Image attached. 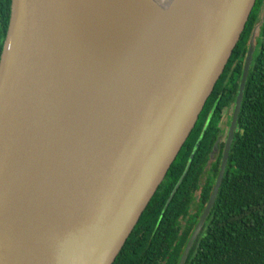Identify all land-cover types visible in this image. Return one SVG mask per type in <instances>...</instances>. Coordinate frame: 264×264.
<instances>
[{
	"label": "water",
	"instance_id": "water-1",
	"mask_svg": "<svg viewBox=\"0 0 264 264\" xmlns=\"http://www.w3.org/2000/svg\"><path fill=\"white\" fill-rule=\"evenodd\" d=\"M255 1L11 0L0 53V264H113ZM254 31L218 173L177 264L222 182Z\"/></svg>",
	"mask_w": 264,
	"mask_h": 264
},
{
	"label": "trees",
	"instance_id": "trees-1",
	"mask_svg": "<svg viewBox=\"0 0 264 264\" xmlns=\"http://www.w3.org/2000/svg\"><path fill=\"white\" fill-rule=\"evenodd\" d=\"M10 4L0 0V53ZM263 6L264 0L255 1L195 126L113 264L178 263L217 176L221 156L208 166V154L220 134L219 123L233 109L254 29V51L225 172L184 264H264Z\"/></svg>",
	"mask_w": 264,
	"mask_h": 264
},
{
	"label": "flooded vegetation",
	"instance_id": "flooded-vegetation-1",
	"mask_svg": "<svg viewBox=\"0 0 264 264\" xmlns=\"http://www.w3.org/2000/svg\"><path fill=\"white\" fill-rule=\"evenodd\" d=\"M262 15H263V13L260 14V16H262ZM254 30H256V29H254ZM248 45H249V43H248ZM232 111H233V109L231 111H229V113L228 112L226 113V114H228V118H227V121L225 122V124L223 125V119H222L221 122L218 125L219 130H220V134H219L218 138L215 140V142L213 143L212 149H211V151L208 154V156H209V160H208V163H207L208 166H210L211 163H214L216 156H222V152H223L224 145H225L226 138H227L228 127H229V124H230V121H231ZM226 114L223 116V118L226 116ZM234 133H235V130H234ZM233 137H234V134H233ZM220 161H221V159H220Z\"/></svg>",
	"mask_w": 264,
	"mask_h": 264
},
{
	"label": "rangeland",
	"instance_id": "rangeland-1",
	"mask_svg": "<svg viewBox=\"0 0 264 264\" xmlns=\"http://www.w3.org/2000/svg\"><path fill=\"white\" fill-rule=\"evenodd\" d=\"M263 13V10L260 11V14ZM255 32V31H254ZM256 33V32H255ZM228 118V114H226V116L223 118V125L225 124V122L227 121Z\"/></svg>",
	"mask_w": 264,
	"mask_h": 264
}]
</instances>
